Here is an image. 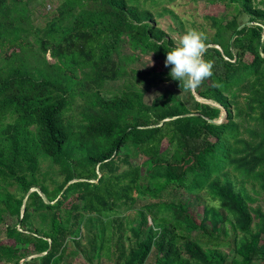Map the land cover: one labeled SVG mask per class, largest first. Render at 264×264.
Masks as SVG:
<instances>
[{
    "label": "trees",
    "instance_id": "1",
    "mask_svg": "<svg viewBox=\"0 0 264 264\" xmlns=\"http://www.w3.org/2000/svg\"><path fill=\"white\" fill-rule=\"evenodd\" d=\"M148 1L60 0L39 27L30 8L44 0H0V31L16 37L5 53L23 54L11 75L0 65V236L11 240L0 243V262L146 264L155 252V264H222L220 232L232 235V264H264V8L207 0L233 13L209 18L212 75L194 90L217 106L189 92L191 110L170 92L147 103L151 88L182 90L179 81L170 68L131 67L138 55L122 51L165 60L176 46L157 20L173 15V0ZM118 79L121 89L103 88ZM171 188L203 192L201 217L189 201L163 200ZM141 196L151 199L133 227L117 212ZM87 219L100 228L92 259L79 249Z\"/></svg>",
    "mask_w": 264,
    "mask_h": 264
},
{
    "label": "rangeland",
    "instance_id": "2",
    "mask_svg": "<svg viewBox=\"0 0 264 264\" xmlns=\"http://www.w3.org/2000/svg\"><path fill=\"white\" fill-rule=\"evenodd\" d=\"M41 1V0H38ZM45 6H36L35 4H31L30 14L34 21L35 26L43 27L47 24L48 21L51 20L53 14L50 16H43V13L50 12L53 7H57L60 0H44ZM262 0L255 1L256 4H259L260 7L264 8V4H261ZM52 2V3H51ZM148 5L153 8L152 0H149ZM166 7L171 9L174 13L166 14L162 17H158L159 25L168 33V35L174 39L177 43L179 38L186 33L188 30L195 29L204 34H211L213 30L211 28V22L209 20L210 17H222L228 11V14L233 13V8L226 9L225 6L221 3H213L210 4L207 0H173L171 3H166ZM232 15H228L226 17L227 20L231 18ZM250 16L246 14H242L240 16V21H249ZM16 37L13 34L0 31V65L3 64V71L5 75L13 74L18 66H21L22 63V53L18 54H7L5 53V49L3 48V42L5 40L14 41ZM30 40V38H29ZM209 46V45H208ZM123 53H135L138 55L131 63L130 66L138 69H155V70H167L169 67H165L164 61L156 59L153 56V53H141L138 50H134L128 45H124ZM13 52V51H12ZM9 55V56H8ZM152 61V64H148ZM103 88L109 92H115L122 88V80H114L108 81L104 84ZM175 93L180 100L185 102L189 109L194 110L195 107L193 105L194 100L193 97L190 95L189 92L179 90L178 88L174 87L173 84L168 81L164 83H160L158 86L151 88L149 91L146 92V102L151 103L152 101L156 100L160 96L166 93ZM107 94V93H104ZM191 94H193L191 92ZM196 98V97H195ZM226 120L224 117L221 119L220 122ZM167 142H164L166 144ZM139 151L131 146V159L133 162L141 163L142 157L138 153ZM43 170H49L50 173L57 177L58 173L56 168L53 166L49 160H43ZM204 193L201 192L200 195H196L192 193L191 195L187 192L186 194L183 193V189H179V191L175 192V189L171 188L163 192V200H174L176 204H179V199H183L184 201H189L190 209L192 211H196V216L198 218L202 215V202L204 201L203 198ZM150 196H141L134 205L129 206L128 208H121L118 210V214L121 215L122 220L125 221L126 218L132 220V226H138V220L136 218L137 212L140 208L145 205L149 204ZM156 201L155 199H153ZM198 201V205L195 206V202ZM264 205V202H263ZM9 224V221H7ZM208 226V224H207ZM0 228L2 230L5 229L4 224H0ZM99 222L96 219H87L84 224L83 234L84 236L80 239V251L85 255L87 253L88 259H92L94 256L95 247H97L96 238L99 234ZM197 231L194 230L192 235H196ZM214 234L218 235L217 239V246L220 248L223 254H226L225 258L222 261V264H232V259L236 257L233 249H231L230 242L232 240V235L229 233L227 235L221 234L220 232H215ZM3 235V234H2ZM201 243L206 246L215 245V242H211L206 238V236L202 235L199 239ZM10 243L11 240L4 236H0V243ZM75 251V248L71 249ZM156 255L153 252L147 260L146 264H155ZM73 260V264H84V260L82 259L81 255H78L76 258L71 259ZM0 264H8L5 262H0ZM253 264H256L253 263Z\"/></svg>",
    "mask_w": 264,
    "mask_h": 264
},
{
    "label": "clouds",
    "instance_id": "3",
    "mask_svg": "<svg viewBox=\"0 0 264 264\" xmlns=\"http://www.w3.org/2000/svg\"><path fill=\"white\" fill-rule=\"evenodd\" d=\"M205 41L203 32L191 29L179 38L174 48L167 50L165 67L171 66L169 75L179 81L182 91H194L212 75L213 64L204 58Z\"/></svg>",
    "mask_w": 264,
    "mask_h": 264
},
{
    "label": "water",
    "instance_id": "4",
    "mask_svg": "<svg viewBox=\"0 0 264 264\" xmlns=\"http://www.w3.org/2000/svg\"><path fill=\"white\" fill-rule=\"evenodd\" d=\"M213 46H214V45H209V46H207V47H213ZM192 92H193V94L195 95L197 101H200V102H203V103H206V104H213V105L217 106L216 104L213 103L212 100H204V98H201V97L197 96L196 93H195V91H192ZM226 115H227V114H226V112H225L224 115H223L222 117L225 118ZM213 122L220 123V121H219V122H218V121H213Z\"/></svg>",
    "mask_w": 264,
    "mask_h": 264
}]
</instances>
